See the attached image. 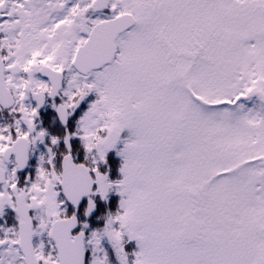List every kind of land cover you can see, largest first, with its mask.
<instances>
[{
	"label": "snow or ice",
	"instance_id": "1",
	"mask_svg": "<svg viewBox=\"0 0 264 264\" xmlns=\"http://www.w3.org/2000/svg\"><path fill=\"white\" fill-rule=\"evenodd\" d=\"M5 217L0 264H264V0H0Z\"/></svg>",
	"mask_w": 264,
	"mask_h": 264
},
{
	"label": "flooded vegetation",
	"instance_id": "2",
	"mask_svg": "<svg viewBox=\"0 0 264 264\" xmlns=\"http://www.w3.org/2000/svg\"><path fill=\"white\" fill-rule=\"evenodd\" d=\"M125 135H127V133ZM116 159L118 160L119 158L117 157ZM31 174L34 176L33 170L31 172ZM117 175H118V173H117ZM112 199L116 200L117 202L119 201V197L118 196H113ZM113 211H115V209H113ZM99 221L100 220H98L96 223H98ZM89 222H91V221H89ZM100 222L103 224V221H100ZM102 224H100V225H102ZM104 248L107 249V251L109 252V254H110L111 258H112V264H117L115 255H114V253H113V251L111 249V246L108 244L107 241L104 242Z\"/></svg>",
	"mask_w": 264,
	"mask_h": 264
},
{
	"label": "rangeland",
	"instance_id": "3",
	"mask_svg": "<svg viewBox=\"0 0 264 264\" xmlns=\"http://www.w3.org/2000/svg\"><path fill=\"white\" fill-rule=\"evenodd\" d=\"M42 150L43 149L41 146H36L33 149V151L36 153L37 156H39V154L41 153ZM34 159H36V158L34 157ZM32 167H33L32 168L33 173L35 175V165H33ZM12 215H13V219H14L15 214L13 213ZM6 220H7V217H5L4 219H0V225L6 226V227L13 226V224H11V223H6ZM88 256H89V258L91 257V251H89Z\"/></svg>",
	"mask_w": 264,
	"mask_h": 264
},
{
	"label": "trees",
	"instance_id": "4",
	"mask_svg": "<svg viewBox=\"0 0 264 264\" xmlns=\"http://www.w3.org/2000/svg\"><path fill=\"white\" fill-rule=\"evenodd\" d=\"M100 224H102L100 221L98 222V223H96L93 227H102V225H100Z\"/></svg>",
	"mask_w": 264,
	"mask_h": 264
}]
</instances>
